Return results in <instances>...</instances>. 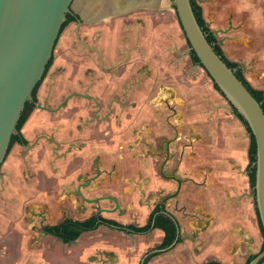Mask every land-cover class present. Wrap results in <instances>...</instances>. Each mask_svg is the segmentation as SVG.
Segmentation results:
<instances>
[{
  "label": "crops",
  "instance_id": "crops-1",
  "mask_svg": "<svg viewBox=\"0 0 264 264\" xmlns=\"http://www.w3.org/2000/svg\"><path fill=\"white\" fill-rule=\"evenodd\" d=\"M168 1L74 0L73 20L62 30L54 49L60 47L56 62L41 82L36 93L38 105L21 129L28 145L14 144L0 168L1 244L13 241L17 247L23 231L22 210L49 199L50 178L54 168L63 164L67 136L71 131L77 134L79 125L84 127L79 119V105L84 100L79 95L87 90L95 96L98 89L94 82L86 85V80H98L101 66L109 69L135 57L136 49L146 56L142 38L148 29L139 20L146 25ZM228 1L235 14H229V9L226 12L221 48L232 62L244 67V77L253 87L264 90V0ZM196 3L206 20L217 2ZM216 6V14H221L223 9ZM210 26L218 34L217 27ZM235 48L237 56L229 57ZM68 97V105L62 107ZM202 106L193 110L199 120L195 133L187 146L180 148L176 171L184 183L176 203L166 206L179 223L180 243L148 264H247L261 250V224L250 181L249 134L228 105L218 103L212 110ZM71 108L77 109L68 118ZM178 141L175 138L173 149ZM169 163L170 159L166 165ZM102 227L83 234L114 231ZM154 233L158 245L162 233L157 229ZM80 237L73 245L80 247ZM146 242L147 246L149 237ZM99 246L94 242L95 248Z\"/></svg>",
  "mask_w": 264,
  "mask_h": 264
},
{
  "label": "rangeland",
  "instance_id": "rangeland-1",
  "mask_svg": "<svg viewBox=\"0 0 264 264\" xmlns=\"http://www.w3.org/2000/svg\"><path fill=\"white\" fill-rule=\"evenodd\" d=\"M200 1L207 3L208 0ZM215 1L223 11L217 15L215 5L205 21L210 22L207 24L212 31L210 25L217 27L216 37L221 41V29L227 26L224 20L228 15L226 12L229 9V14H235V8L228 0ZM150 17L146 25L139 20L148 29L147 32L143 31L142 38L146 56L143 50L136 49L135 57L125 58L124 62L109 69L101 66L98 80H86V85L89 82L91 86L93 82L96 84L95 97L100 95L102 105L108 103L114 90L117 93L115 97L121 100L126 88L131 89L130 103L122 111L114 108L113 115L111 118L106 116L104 123H93L95 108L92 102L83 101L79 105V119L85 127L83 138H95V143L87 147L83 155L78 153L75 146L68 166L64 163L61 168L58 165L53 170L49 199L43 205L22 210L20 264H140L145 253L157 245L155 233L148 236L146 246L148 237L101 229L89 236L83 234L79 243L81 248L78 244L66 248V244L53 237L44 240L40 232L42 225L50 226L66 218L82 220L98 210L97 206L82 203L77 195L80 185L95 175L96 171L91 170L93 160L99 162L100 171L96 181L88 189L82 190L83 195L87 198L111 196L117 200L120 206L118 212L104 214V217L113 218L121 224L144 223L151 205L172 194L177 187L174 181L160 175L165 154L158 153L159 145L170 139L179 140L164 170L165 175L169 176L179 164L180 148L187 146L189 137L195 133L199 121L193 111L195 107L203 104L212 110V106L218 103L227 105V99L215 90L206 72L193 65L189 58V46L172 0L163 10ZM58 50L60 47L53 52L52 65L56 62ZM232 50L233 55L229 51L228 56L236 57V48ZM77 68L74 63V71ZM76 109L71 108L70 113L74 114ZM105 113L104 110L102 114ZM91 130L95 134L90 136ZM70 135L72 144L81 138V135L77 138L78 134L72 131ZM81 161H84V166ZM184 163L187 166V160ZM183 174L187 176V171ZM176 177L184 181L178 172ZM177 199L165 205L174 204ZM147 200L152 201L151 205L146 204ZM97 205L99 208H113L111 201H101ZM29 237H32L31 249ZM94 242L100 244L99 248L94 247Z\"/></svg>",
  "mask_w": 264,
  "mask_h": 264
},
{
  "label": "water",
  "instance_id": "water-1",
  "mask_svg": "<svg viewBox=\"0 0 264 264\" xmlns=\"http://www.w3.org/2000/svg\"><path fill=\"white\" fill-rule=\"evenodd\" d=\"M178 23L200 66L224 95L235 112L243 117L256 146L254 197L264 233V112L261 103L228 68L210 45L193 13L190 0H172ZM74 0H0V166L4 162L11 138L25 105L42 81L52 59L66 17L72 15ZM175 193L162 203L175 198ZM104 199V198H102ZM102 210L99 211V213ZM16 255V244L0 243V264H10ZM264 251L248 264H260ZM144 263L142 260L141 264Z\"/></svg>",
  "mask_w": 264,
  "mask_h": 264
},
{
  "label": "flooded vegetation",
  "instance_id": "flooded-vegetation-1",
  "mask_svg": "<svg viewBox=\"0 0 264 264\" xmlns=\"http://www.w3.org/2000/svg\"><path fill=\"white\" fill-rule=\"evenodd\" d=\"M196 1V0H195ZM203 17V16H202ZM205 21V20H204ZM206 23V22H205ZM206 26L208 27V25H207V23H206ZM209 28V27H208ZM209 30L213 33V36H214V38L216 39V41H217V44H218V46L220 47V49L222 50V48H221V41H219V40H217V37H216V34H217V32H215V31H212L210 28H209ZM188 44V43H187ZM56 46V45H55ZM189 46V45H188ZM55 49V48H54ZM54 52V51H53ZM222 52H223V54H224V56H225V58L227 59V60H229L230 62H232L226 55H225V53H224V51L222 50ZM189 58L191 59V61H192V58H191V51H189ZM52 61H53V55H52ZM192 63H193V65H195V66H199V67H201L200 66V64H195L193 61H192ZM232 63H235V64H237V69H233L234 70V72H236V71H240L241 72V75H242V77H243V79L249 84V86L252 88V89H254L255 91H257V92H259V93H261L263 96H264V90H261V89H259V88H256V87H253L247 80H246V78L244 77V67H242L239 63H236V62H232ZM52 64V63H51ZM50 68V67H49ZM202 68V67H201ZM49 70V69H48ZM48 72V71H47ZM47 74V73H46ZM46 74H45V76H46ZM44 76V77H45ZM111 76V75H110ZM209 77V76H208ZM210 78V77H209ZM43 80H44V78H42ZM42 80V81H43ZM211 80V79H210ZM41 81V82H42ZM212 82V81H211ZM213 83V82H212ZM213 86H214V83H213ZM214 88H215V86H214ZM215 90L223 97V98H225L224 97V95L218 90V89H216L215 88ZM121 92V91H120ZM130 93H131V89H129V90H127V88L126 89H124L123 90V92H122V98H121V100H118L115 96H117V93H116V90H114V93H112L111 94V98H109V101H108V103L104 106V105H102V103L100 102V100L102 99L101 97H100V95L98 96V97H95V96H92V95H89L87 92L86 93H83L82 95H79L84 101H88V102H92V106L95 108V111H94V114H93V123H104L105 122V118H106V116H107V118H111V116L113 115V110H114V108H116V107H118V109H120L121 111L130 103V101H129V97H130ZM69 97L66 99V100H64L62 103H63V105H62V107H66L67 105H68V102H69ZM263 104H264V98H263ZM38 105V103L36 102V104H35V106H34V108H36V106ZM227 105H228V107H229V109L234 113V115L237 117V119H239L238 118V116H237V114H236V112H235V110L232 108V106L230 105V103H228L227 102ZM40 108H42V107H40ZM45 110H47L46 108H44ZM71 110V109H70ZM106 111L107 113H105V114H102V112L103 111ZM74 114H72V113H68V115H67V117L69 118H71L72 116H73ZM116 117V116H115ZM115 121H118V120H115ZM239 121L244 125V123H243V121L242 120H240L239 119ZM129 121H127V125H129V123H128ZM83 123V122H82ZM84 124V123H83ZM244 127H245V129H246V126L244 125ZM22 129V128H21ZM85 129V127H81L80 125H79V127H77V134H78V137L77 138H79V136L81 135V138L80 139H78L79 140V142H77V141H75L74 142V144H72V143H70V136L71 135H69L68 134V139H67V142L65 143V149H64V151H63V154H62V159H63V164L65 163L66 164V166H68V164L70 163V161H72V158L70 157L71 155H72V152H74L73 151V149H74V147L76 146L77 147V151H78V153L80 154V155H83V153H84V150H86V148L87 147H89L90 145H92V144H94L95 143V138H92V139H90V138H88V136L85 138H83V136H84V130ZM174 131H175V129H174ZM246 131H247V129H246ZM92 133V134H91ZM91 133H90V136L91 135H94L95 134V131L94 130H91ZM247 133L249 134V138H250V133L247 131ZM20 134L22 135V133H21V130H20ZM83 134V135H82ZM22 137H23V135H22ZM24 138V137H23ZM76 138V139H77ZM86 139V140H85ZM25 140V139H24ZM175 139H170V140H168V141H166V142H163L161 145H159V151H158V153H164L165 154V158H164V160H163V162H162V164H161V167H160V175L162 176V177H164V178H167V177H174V178H177L176 177V173H177V171H176V166L173 168V172L169 175V176H166L165 175V173H164V170H165V167H166V164L168 163V160H169V158L171 157V155H172V149H173V146H172V144H173V141H174ZM26 141V140H25ZM251 141V140H250ZM27 143V142H26ZM17 144V143H16ZM18 145H20V144H18ZM28 144H26V145H20V146H27ZM75 147V148H76ZM249 148H250V146H249ZM7 156V155H6ZM82 158V157H81ZM5 161V160H4ZM4 163V162H3ZM2 163V164H3ZM81 164H82V166H84V161H81L80 162ZM1 167V166H0ZM58 168V166H56V169ZM59 168H61L60 166H59ZM58 170H60V169H58ZM90 170V169H89ZM91 170H94V171H96L95 172V175H93V177L91 178V179H88L89 181H87L86 183L85 182H83L80 186V189H78L77 190V195L79 196V198H80V200L82 201V203H88V205H91L92 207H95V206H97L98 207V210L94 213V214H91L90 216H88V217H86V218H84V219H82V220H77V219H72V218H66V219H64L63 221H61V222H59V223H56V224H53V225H50V226H48V225H42L41 226V228H40V232H41V234L45 237V238H43L44 240L45 239H48V238H51V237H53V238H55L56 240H58V241H60L62 244H66L65 245V247L67 248V246H71V245H73L74 243H75V241L74 242H70V243H63L60 239H58L57 237H55V236H52L51 234H49V233H47L46 231H45V229L46 228H50V227H53V226H57V225H59V224H61L62 222H64V221H66V220H73V221H78V222H83V221H86V220H89V219H91V218H103V219H106V220H110V221H114V222H117V223H119L117 220H115V219H113V218H110V217H104L103 215L104 214H106V215H113L114 213H117L118 212V210H119V208H120V206H119V203L117 202V200L116 199H114L113 197H111V196H104V197H99V196H97V197H93V198H87V197H85L84 195H83V193H82V190H86V189H88L89 187H90V184L91 183H94L93 181H96L95 180V178L98 176V171H100V164H99V162L97 161V160H93L92 161V167H91ZM167 179H170V178H167ZM177 179H179V178H177ZM170 180H172V179H170ZM179 180H181V179H179ZM172 181H174V180H172ZM182 181V180H181ZM175 182V181H174ZM183 182L184 181H182V184H183ZM176 183V182H175ZM177 184V183H176ZM182 184H181V186H182ZM92 185V184H91ZM176 189H177V187H176ZM181 189V188H180ZM176 191V190H175ZM175 191L173 192V193H175ZM253 192H254V190H253ZM172 193V194H173ZM179 193H180V191H179ZM179 193H178V195H179ZM171 195V194H170ZM178 195L175 197V198H173V199H171V200H174V199H176L177 197H178ZM102 198H104V199H102ZM165 198V197H164ZM164 198H162V199H164ZM162 199L159 201V202H157V203H155L154 205H151V200H147V202H146V204L147 205H151V210L149 211V213H148V216H147V218H146V220L144 221V223L142 224H138V225H135V224H122V225H125V226H129V225H132V226H134V227H144V226H146L147 225V223H148V221H149V219H150V217L152 216V214H163V215H166V216H168L172 221H173V224L175 225V227H176V239H175V241H174V243L169 247V248H167V249H164V248H162V249H160V246H161V244L163 243V240H164V237H165V232L163 231V230H161V229H158V228H153L152 230H150L149 232H147V233H144V234H136V233H131V234H126V235H131V236H136V237H147V236H149V235H151L152 234V232L154 231V230H159L161 233H162V241H161V243L160 244H158V245H156L153 249H150V251H147L146 253H145V255L143 256V258H142V260H144V263L143 264H148V262L153 258V257H155V256H160V255H163V254H165V253H167V252H169V251H171V250H173L176 246H177V244H179L180 243V228H179V223L177 222V220H176V218L175 217H173L170 213H168L167 211H166V206L167 205H165L166 203H162ZM101 201H111L112 203H113V208H110V209H106V208H99V206L97 205V203L98 202H101ZM170 201V200H169ZM94 210V209H93ZM100 210H102V212H100L99 213V211ZM94 212V211H93ZM119 224H121V223H119ZM105 227V226H104ZM21 228H23V226L21 225ZM107 229H111V230H114V231H116V232H118L117 230H115V229H112V228H108V227H106ZM96 231V230H95ZM92 232V231H91ZM120 233H122V232H120ZM123 234H125V233H123ZM30 238V240H29V242H28V244L30 245V249H31V238L32 237H29ZM262 238H263V236H262ZM34 239V238H33ZM178 239H179V241H178ZM78 240V239H77ZM33 241H36L35 239L33 240ZM263 241H264V239H263ZM262 245H263V243H262ZM16 251H17V254H16V257L14 258V262H13V264H20V262H21V259H20V257H21V248H20V241H17V247H16ZM31 251V250H30ZM262 251V247H261V250H260V252ZM259 252V253H260ZM30 253V252H29ZM150 255H155V256H153V257H151L149 260H148V258L150 257ZM254 257V256H253ZM142 260H141V262H142ZM141 262H140V264H141Z\"/></svg>",
  "mask_w": 264,
  "mask_h": 264
},
{
  "label": "trees",
  "instance_id": "trees-1",
  "mask_svg": "<svg viewBox=\"0 0 264 264\" xmlns=\"http://www.w3.org/2000/svg\"><path fill=\"white\" fill-rule=\"evenodd\" d=\"M190 3H191V7H192L193 13L195 15V18H196L200 28L202 29L203 33L205 34V37H206L208 43L210 45H212L216 54L221 57L222 61L226 64V66L228 68H230L232 70L237 69V64L232 63L225 58L222 50L218 46L217 41L213 36V33L206 26V23L202 17L201 8L198 6V4L196 3L195 0H190ZM72 20L73 19L69 15L66 17V21L61 28L60 34H61L62 30L65 28V26L69 22H71ZM191 58L195 64H200L197 57L194 55L193 52H191ZM51 63H52V59L49 62L48 66L46 67L44 76L47 73L49 67L51 66ZM235 75L238 78V80H240L242 82V84L247 88V90L251 93V95L256 99V101L261 103L262 110L264 112V104H263L264 96L249 86V84L243 79L241 72L239 70L235 72ZM44 76H43V78H44ZM40 84H41V82L34 89V91L32 93V99L29 102H27L25 105L24 111H23V113H22V115L18 121V124L16 126V133L11 138V142H10L8 152L11 149V147L16 143L20 144V145H26L27 144L26 141L24 140V138L22 137V135L20 134V130L34 109V106L37 102L36 93H37V90H38ZM214 86L217 89L216 85H214ZM237 116L240 120L243 121L244 125L246 126L247 131L250 133V130L247 126V123L243 119V117L239 114H237ZM250 140H251L250 141V148H249L250 181H251L252 187L254 188L255 166H253V165L256 162V146H255V142H254L252 135H250ZM101 226L112 228V229L117 230L118 232H122L125 234H131V233L144 234V233L149 232L153 228L154 229L155 228L161 229L165 232V237H164L163 243L160 246V249L169 248L174 243V241L176 239V227L173 224V221L166 215H163V214L158 215L156 213L152 214L147 225L144 227H134L132 225L125 226V225L119 224L117 222L106 220L103 218H91V219L83 221V222L66 220L57 226L46 228L45 231L47 233L51 234L52 236L57 237L63 243H70V242L76 241L83 233L95 231ZM261 233H262V236L264 239V233L262 231V228H261ZM178 241H179V239H178ZM262 251H264V241H263V245H262ZM153 256H155V255H150L148 260ZM252 258H253V256L249 258L248 262ZM248 262H247V264H248ZM262 262H264V260H262L261 263Z\"/></svg>",
  "mask_w": 264,
  "mask_h": 264
}]
</instances>
